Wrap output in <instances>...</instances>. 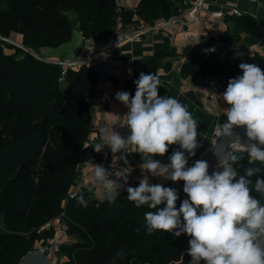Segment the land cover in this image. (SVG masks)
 <instances>
[{
	"label": "trees",
	"instance_id": "obj_1",
	"mask_svg": "<svg viewBox=\"0 0 264 264\" xmlns=\"http://www.w3.org/2000/svg\"><path fill=\"white\" fill-rule=\"evenodd\" d=\"M172 5L171 0H139L136 13L150 22L176 12ZM131 13L122 9L121 21ZM116 16V0H0V34H21L27 47L6 41L9 50L0 47V217L5 216L0 264H18L43 236L41 243L46 242L53 230L42 226L64 208L75 240L61 247L59 254L67 259L59 264H189L192 259L187 252L191 237L149 233L145 213L157 209L136 207L126 189L119 190L114 202L87 189L68 196L79 178L78 165L102 162L101 152L86 144L99 80L85 65L67 67L63 75L64 66L44 59L42 49L69 40L75 30L99 40L114 31ZM238 24L239 29L255 28L247 14L238 17ZM201 43L207 47H194L179 66L193 80L213 74L225 92L230 79L243 75L240 63L264 70V56L228 46L210 51L211 37ZM235 166L239 175L248 167L261 169L250 178V188L256 178H264V165L249 163L246 155ZM178 195L177 208L187 199ZM251 195L264 204L255 190Z\"/></svg>",
	"mask_w": 264,
	"mask_h": 264
},
{
	"label": "clouds",
	"instance_id": "obj_2",
	"mask_svg": "<svg viewBox=\"0 0 264 264\" xmlns=\"http://www.w3.org/2000/svg\"><path fill=\"white\" fill-rule=\"evenodd\" d=\"M239 68L243 75L230 79L222 94L229 105L224 112L227 120L223 123V133L231 135L234 126H242L249 141L264 145V70L243 62ZM134 83V96L127 91L115 95L128 108L129 134L125 137L118 131L101 127L102 143L96 144L94 149L99 153L108 146L113 160L119 152V159L125 165L128 164L125 153H139L144 161L142 170L153 177L184 181L183 192L188 198L182 200L179 208L176 207L179 195L172 187L150 184L148 178L141 179L137 187H127V199L136 207L147 205L157 209L145 213L147 231L169 232L175 237L188 234L191 239L187 252L192 258L189 264L201 261L204 264H264V204L251 195L255 190L264 197V178H256L254 189L250 188V178L261 169L248 167L239 175L235 166L243 158L238 153L245 151L249 163L264 165V149L257 143L235 151L222 152L216 148L219 160L211 174L207 161L196 160L192 166H187L188 157L195 156L200 146L197 121L176 98L158 94L161 85L155 74L141 72ZM170 145H179L183 151H173L167 164L153 158L166 154ZM131 171L126 169L119 177L126 183ZM94 177L105 190L101 198L114 202L124 185L111 179L107 168L99 163L95 164ZM80 202L86 203L83 197ZM161 205L164 206L158 207Z\"/></svg>",
	"mask_w": 264,
	"mask_h": 264
},
{
	"label": "crops",
	"instance_id": "obj_3",
	"mask_svg": "<svg viewBox=\"0 0 264 264\" xmlns=\"http://www.w3.org/2000/svg\"><path fill=\"white\" fill-rule=\"evenodd\" d=\"M171 1L176 12H171L166 17L163 16L166 20L157 23L142 41L126 42L115 50L112 80L108 85L98 82V92L92 107L90 134L86 144L95 146L102 143L99 131L101 127L118 132L122 128H127L128 108L123 107L122 102L118 101L115 95L119 91L126 90L134 96L136 91L134 81L138 79L141 72L158 76L161 85L158 86V94L176 98L187 107L193 119L197 121V139L200 146L195 150V156L188 157V165L200 159L202 153L211 145L210 137L214 126L226 122L227 117L224 112L229 105L223 100L224 92L218 93L216 110L207 111L200 99L184 89V84L193 79L181 74L178 65L189 57L194 47L202 44L203 37L214 39L211 48L216 51L228 46L237 49L240 53H256L261 57L264 56V5L260 0H203L195 10L196 0ZM138 2L139 0H116L117 24L131 27L135 23L147 22L136 13ZM232 7H237L241 14L233 13ZM122 9L132 10L126 21H121ZM242 14L253 18L255 23L253 30L239 29L238 17ZM157 18L147 23H156ZM229 35L232 36L231 39L224 40ZM153 57L156 58L151 61ZM176 150L183 151L179 145H170L166 154L156 155L153 158L163 164L170 163L169 157ZM100 152L102 161L114 159L108 146ZM115 155L119 159L120 153ZM185 155H188L187 152ZM126 156L132 171L128 182L119 190L127 189L129 186L137 187L141 179L148 178L150 184L172 187L187 198V194L183 192L184 184L181 180L174 182L162 177H153L147 171L142 170L141 165L144 161L141 154L131 152ZM93 164L91 162L79 164L78 176L84 180L87 190H91L96 197L101 198L105 190L101 189L99 183L93 178L91 173Z\"/></svg>",
	"mask_w": 264,
	"mask_h": 264
},
{
	"label": "built area",
	"instance_id": "obj_4",
	"mask_svg": "<svg viewBox=\"0 0 264 264\" xmlns=\"http://www.w3.org/2000/svg\"><path fill=\"white\" fill-rule=\"evenodd\" d=\"M203 0H196L194 3L195 10L198 9ZM233 13L241 14V11L237 7H232ZM165 17L161 16L157 18L156 23H147L139 22L133 24L131 27H126L122 24H117L114 28V31L109 35L104 36L99 40H94L85 36L84 42L81 47V51L77 54L75 58H60V57H46L43 55V58L63 65L62 74L64 75L67 67L78 68L82 65L92 68L98 75L99 83L108 85L114 76V52L115 50L126 42H140L143 40L146 34L150 33L157 25V23L164 22ZM6 38L0 34L1 38ZM3 38V39H4ZM23 47V46H21ZM24 48V47H23ZM27 49V48H25ZM180 65H178L179 67ZM64 79V76L61 77V80ZM184 89L186 91L192 92L198 99L203 102L204 107L207 111H215L216 103L218 101V93L222 92L221 80L213 74H205L197 80L188 81L184 84ZM126 91V90H122ZM123 107H126L122 103ZM120 133L125 137L129 134L127 128H122ZM223 133V123L217 124L214 126L211 133V144L215 141L217 136ZM244 146L237 143H232L229 150H239ZM131 150V146L130 149ZM130 153H125V155H130ZM238 154L248 156V153L245 151L239 152ZM200 160V159H198ZM94 163L91 168V173L94 177ZM99 164H102L107 171L111 174V179L118 180L119 183L125 185L130 177V173L127 174V182L125 183L123 177H119L125 174L126 169L131 170L129 164L125 165L122 159L111 160V161H102ZM194 163L187 166H192ZM216 164H209V174L217 169ZM184 184V181L181 180ZM100 188L103 189V186L99 184ZM86 190V184L83 179L78 178L75 185L69 193V197H73L78 192ZM104 190V189H103ZM188 198V197H187ZM65 207V201H64ZM70 217L68 216L66 209L64 208L58 215L48 220L43 226V229L53 230V235L43 243H40L38 248L43 249L52 257L53 254L59 253L61 247L66 243H71L75 240V237L69 231Z\"/></svg>",
	"mask_w": 264,
	"mask_h": 264
},
{
	"label": "water",
	"instance_id": "obj_5",
	"mask_svg": "<svg viewBox=\"0 0 264 264\" xmlns=\"http://www.w3.org/2000/svg\"><path fill=\"white\" fill-rule=\"evenodd\" d=\"M85 35L82 32L75 30L72 37L54 47H47L43 52L46 57H60L72 59L77 56L84 42ZM204 44H199L198 49H205ZM239 138V141L237 140ZM232 143L239 145H247L249 143H257L259 147L264 149V145H259L258 141H249L246 136V130L242 126H234L231 135H225L224 133L217 136L215 141L202 153L200 160L207 161L208 164L218 163L219 157L216 154V148L223 151H228L229 146ZM0 223L5 224L4 214L0 217ZM18 264H54L52 257L46 251L41 248H33L28 250L20 259Z\"/></svg>",
	"mask_w": 264,
	"mask_h": 264
},
{
	"label": "rangeland",
	"instance_id": "obj_6",
	"mask_svg": "<svg viewBox=\"0 0 264 264\" xmlns=\"http://www.w3.org/2000/svg\"><path fill=\"white\" fill-rule=\"evenodd\" d=\"M15 35V36H13ZM22 36L21 34H18V33H13L10 37H6V38H1L0 39V47H2L1 45L4 46V49L6 50H9V46H7L6 44H3V41H6L7 43H10L12 45H18V46H23L24 48H27L26 46L23 45V37H20ZM22 38V39H21ZM46 48H43L42 49V52L45 51ZM40 230H42V228H40ZM42 240H45V236H43L40 241H37L34 245V248H37L41 241ZM52 259H53V262L54 264H59V263H63L66 259H67V256L62 252V253H55L52 255ZM200 264H204V262L200 263Z\"/></svg>",
	"mask_w": 264,
	"mask_h": 264
}]
</instances>
